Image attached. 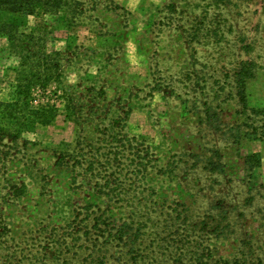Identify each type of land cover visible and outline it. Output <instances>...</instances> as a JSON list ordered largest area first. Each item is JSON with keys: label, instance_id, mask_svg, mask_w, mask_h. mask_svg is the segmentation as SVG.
<instances>
[{"label": "rangeland", "instance_id": "1", "mask_svg": "<svg viewBox=\"0 0 264 264\" xmlns=\"http://www.w3.org/2000/svg\"><path fill=\"white\" fill-rule=\"evenodd\" d=\"M0 21L45 46L22 65L0 32V264H264V0ZM20 90L51 124L22 125Z\"/></svg>", "mask_w": 264, "mask_h": 264}, {"label": "trees", "instance_id": "2", "mask_svg": "<svg viewBox=\"0 0 264 264\" xmlns=\"http://www.w3.org/2000/svg\"><path fill=\"white\" fill-rule=\"evenodd\" d=\"M61 0H0V11H5L9 13H30L34 12V10L38 8L53 10L59 7V3ZM0 32L7 35L8 40L10 41L11 49H16V52L20 57H22L23 62L22 65H25V58H30V54L32 53L36 57H38L39 52L44 51V44H41L43 40L42 35H37L34 32L32 34H25L19 32L18 29L14 28V26L10 23H3L0 21ZM31 47V50L29 49ZM34 48H38L34 50ZM32 57V56H31ZM44 65L48 71L50 77L54 75L56 72L54 70L55 60L47 53L42 59L39 58V61L44 60ZM40 63V62H39ZM252 63L249 62L248 66ZM244 71V66L238 69L236 76V82L238 86V96L243 101L244 108H248V105L245 100V93L243 89V83L240 81V77L242 76ZM49 77V78H50ZM17 78V77H16ZM20 76H18V80ZM18 86V84H17ZM21 86V85H20ZM31 84L27 86L30 87ZM31 96L30 91L25 95V91L20 90L17 93V98L14 102L8 103V108H12V113L15 112L21 118H24L22 125L25 126H33L34 123L38 122L43 125L51 124L54 120L55 114L52 106H44L41 109H31L27 116L21 115V111L28 107V98ZM23 102V105L19 103ZM19 107H23L20 111ZM253 112H256L253 110ZM23 113V112H22ZM19 119V118H17ZM70 155V153H68ZM66 157H62V160L59 159V162L63 163V159Z\"/></svg>", "mask_w": 264, "mask_h": 264}]
</instances>
